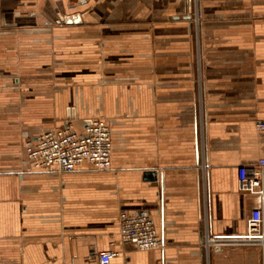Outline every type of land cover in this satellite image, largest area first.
Returning a JSON list of instances; mask_svg holds the SVG:
<instances>
[{"label":"crops","instance_id":"0c3cea01","mask_svg":"<svg viewBox=\"0 0 264 264\" xmlns=\"http://www.w3.org/2000/svg\"><path fill=\"white\" fill-rule=\"evenodd\" d=\"M200 1L201 31L191 0H0V264H100L105 249L108 264H264L262 247L205 243L264 216L237 178L264 158V0H237L239 57L229 0ZM99 116L111 168H35L27 138ZM140 208L164 248L121 238Z\"/></svg>","mask_w":264,"mask_h":264},{"label":"built area","instance_id":"2783aa9c","mask_svg":"<svg viewBox=\"0 0 264 264\" xmlns=\"http://www.w3.org/2000/svg\"><path fill=\"white\" fill-rule=\"evenodd\" d=\"M264 126V124H262ZM28 157L38 170L55 168L71 171L84 162L97 169L111 168L113 149L112 129L103 117L91 118L84 130L78 132L69 125L43 132L36 138L26 139ZM264 158L254 163L237 166L238 188L242 192L257 193L264 198L262 172ZM120 236L134 248L160 249L166 243L157 229L150 211L140 208L124 211L120 219ZM206 245L220 250L228 245H253L264 248V216L261 208H254L247 220V230L242 235H206ZM117 251L105 249L98 252L100 264H108Z\"/></svg>","mask_w":264,"mask_h":264},{"label":"rangeland","instance_id":"374dc122","mask_svg":"<svg viewBox=\"0 0 264 264\" xmlns=\"http://www.w3.org/2000/svg\"><path fill=\"white\" fill-rule=\"evenodd\" d=\"M241 2L239 3L237 0H229L228 1V28L231 29L232 37L234 39L232 41H229L228 43V51H232L237 53L236 55L239 57L240 52L242 50V46L240 45V27L241 22L244 20L240 17L241 14ZM188 15L194 17L192 19V27L194 29H198L201 31V28L204 25V19H203V9H202V2L199 0H191L188 4V12L186 13ZM186 25L190 26L189 23L186 22ZM195 34V33H194ZM194 52H195V46H194ZM203 57V56H202ZM245 57V56H244Z\"/></svg>","mask_w":264,"mask_h":264},{"label":"water","instance_id":"95a60500","mask_svg":"<svg viewBox=\"0 0 264 264\" xmlns=\"http://www.w3.org/2000/svg\"><path fill=\"white\" fill-rule=\"evenodd\" d=\"M80 2H82V3H85L87 0H79ZM187 17H191V16H187ZM73 19H76V17L75 16H69V17H67L65 20L67 21V22H71V21H73ZM144 177H145V179H149V180H157L158 179V174H157V172H156V170H146L145 172H144Z\"/></svg>","mask_w":264,"mask_h":264}]
</instances>
